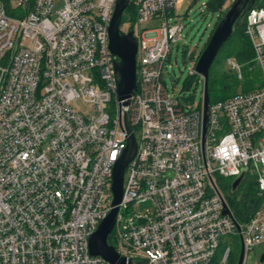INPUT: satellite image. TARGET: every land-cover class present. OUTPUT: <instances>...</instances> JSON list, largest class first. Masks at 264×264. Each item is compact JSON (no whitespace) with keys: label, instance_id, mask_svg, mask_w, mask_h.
I'll return each mask as SVG.
<instances>
[{"label":"built area","instance_id":"1","mask_svg":"<svg viewBox=\"0 0 264 264\" xmlns=\"http://www.w3.org/2000/svg\"><path fill=\"white\" fill-rule=\"evenodd\" d=\"M116 1L0 0V264H110L89 243L112 209L128 144L109 47ZM131 2L138 151L109 243L133 264H210L225 244L220 264H229L225 239L240 233L218 178L247 170L264 195V84L211 102L203 145V99L172 97L163 80L185 29L170 22L177 0ZM246 34L264 76V6L248 13ZM227 64L243 79L236 59ZM146 202L151 210L133 209ZM241 227L245 263L264 243V205Z\"/></svg>","mask_w":264,"mask_h":264},{"label":"water","instance_id":"2","mask_svg":"<svg viewBox=\"0 0 264 264\" xmlns=\"http://www.w3.org/2000/svg\"><path fill=\"white\" fill-rule=\"evenodd\" d=\"M257 0H234L223 14L220 22L210 37L204 51L195 65V71L204 79L203 98V145L210 129L211 97L209 93L210 70L213 66L221 48L234 35L237 26L244 16L252 10ZM131 0H117L115 11L109 27V47L111 53L116 57L114 68L117 78V95L121 109L124 112V127L128 133V144L122 156L115 164L112 178V209L108 216L100 223L98 230L90 239V252L94 256H101L110 264H133V260L122 256L116 248L109 243V237L113 233L119 213V205L122 202L124 192L125 173L129 164L135 158L138 151V140L134 134L129 116L131 97L136 92L137 86V53L138 39L131 30L125 33L121 29L124 14ZM1 75V70H0ZM247 170L236 177L229 185L228 192L235 196L238 194L247 179ZM224 201V214L230 215L235 221L241 239V251L238 264H243L245 259V248L242 236V227L236 220L228 203L220 193ZM264 262V255L261 257Z\"/></svg>","mask_w":264,"mask_h":264},{"label":"trees","instance_id":"3","mask_svg":"<svg viewBox=\"0 0 264 264\" xmlns=\"http://www.w3.org/2000/svg\"><path fill=\"white\" fill-rule=\"evenodd\" d=\"M226 2L227 0H211L207 3V8L208 10H211L213 13H217L218 15L219 12H224L221 9L224 7ZM263 6H264V0H257L256 4L252 9L260 8ZM125 13L131 16L133 23L136 21L137 8L133 2L130 3ZM248 13L240 21L231 39L221 48L213 66L211 67L210 78H209V93L212 103L216 101L227 100L239 92L247 93L260 87V86L257 88L249 87V88H244L245 90L243 89L240 91H238L237 89L241 85V82L243 83V86L245 83L252 86L253 83L257 80L256 76L258 75L263 76L261 69L257 66V64L254 61L255 58L254 48L251 40L246 34ZM220 20L221 19L217 20V24H215L214 30L217 27ZM213 32L211 34H213ZM9 57L10 56L8 54L2 63V67L5 66V63L7 62ZM199 58L200 57H198V59ZM228 58L236 59V61L243 66V79H239L236 73L233 72L232 70L225 71L224 67L225 64H227ZM197 76L198 75L190 76V78L186 80L185 88L183 92H187L190 89L192 84H194L197 81ZM263 84H264V80H263ZM218 182H219V188L224 193L227 202L231 210L233 211L237 221L242 226H245L250 221L254 213L264 205V195H261L260 193L257 177L252 176L251 174L248 173L246 182L244 183L238 194L235 196L229 194L228 192L229 183L228 181H226V179L218 178ZM236 238L238 239L237 252L236 251L235 253L232 252L230 256L229 264L238 263L240 250H241V241L239 236H237ZM109 239L111 243V237ZM224 248H225V244H222V246L217 251L216 255L214 256L210 264H220L222 252Z\"/></svg>","mask_w":264,"mask_h":264},{"label":"rangeland","instance_id":"4","mask_svg":"<svg viewBox=\"0 0 264 264\" xmlns=\"http://www.w3.org/2000/svg\"><path fill=\"white\" fill-rule=\"evenodd\" d=\"M209 1L211 0H177L170 22L181 23L185 29L182 33V39L173 47L172 55L163 69V80L171 96L179 98L183 102V98H185L188 101H192L195 106H199L202 102L203 83L200 81V76L198 75V83L196 81L187 92H183L185 82L190 78L196 61H198V57H200V54H202L203 49L212 36L211 33L214 31L217 20L222 18L225 10H227L234 0H227L226 4L221 9L224 12H219L218 15L208 10L207 3ZM61 5V2L56 3V7H60ZM132 26L133 21L131 16L125 13L121 25L122 31L129 32ZM155 27L160 28L158 24H156ZM134 30L136 36H139L138 25L134 26ZM138 56L140 57L141 55ZM224 69L225 71L231 70L228 64H225ZM256 77L257 80L252 86L246 83L243 86L241 82V85L237 88L238 91L244 88H257L261 86L264 76L258 75ZM233 180L234 178L226 179L229 185ZM133 209L135 211L145 212L146 210L152 209V203L134 204ZM225 242L233 253H235V251L237 252L238 239L236 236L231 235L226 237ZM244 264H262L260 257L257 255V251L254 250L250 252Z\"/></svg>","mask_w":264,"mask_h":264},{"label":"crops","instance_id":"5","mask_svg":"<svg viewBox=\"0 0 264 264\" xmlns=\"http://www.w3.org/2000/svg\"><path fill=\"white\" fill-rule=\"evenodd\" d=\"M255 251H257V255L260 257V259H261V257L264 255V243L262 244V245H260V246H258L256 249H255ZM262 263V262H261ZM262 264H264V262L262 263Z\"/></svg>","mask_w":264,"mask_h":264}]
</instances>
